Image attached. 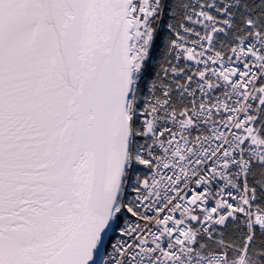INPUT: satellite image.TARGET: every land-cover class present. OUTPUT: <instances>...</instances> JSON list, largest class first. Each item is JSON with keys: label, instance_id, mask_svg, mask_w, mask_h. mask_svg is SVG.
Returning <instances> with one entry per match:
<instances>
[{"label": "snow or ice", "instance_id": "1", "mask_svg": "<svg viewBox=\"0 0 264 264\" xmlns=\"http://www.w3.org/2000/svg\"><path fill=\"white\" fill-rule=\"evenodd\" d=\"M0 264H264V0H0Z\"/></svg>", "mask_w": 264, "mask_h": 264}]
</instances>
